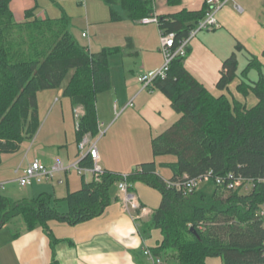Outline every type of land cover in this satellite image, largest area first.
Here are the masks:
<instances>
[{
  "label": "trees",
  "instance_id": "obj_1",
  "mask_svg": "<svg viewBox=\"0 0 264 264\" xmlns=\"http://www.w3.org/2000/svg\"><path fill=\"white\" fill-rule=\"evenodd\" d=\"M177 4L180 0H166ZM112 21L127 18L136 22L153 12L152 0H104ZM11 0H0V163L5 154L18 151L38 131L37 94L63 88L73 109L82 107L83 116L75 126L76 143L84 135L99 133L96 98L111 87L108 59L117 49L104 48L91 53L80 46L69 32L65 15L41 19L35 10L24 12V22L16 23ZM200 11L160 16L166 32L184 39L204 17ZM119 10V12L117 11ZM236 52L221 67L215 96L184 68V58L175 59L164 79L153 87L171 102L179 119L151 140L153 160L137 165L128 184L142 183L161 196L160 206L144 228L160 232L155 257L176 253V264H205L207 258H220L223 264H264V67L251 57L240 72ZM256 72L249 79L250 71ZM253 98V99H252ZM255 98V99H254ZM255 100V101H254ZM249 105V106H248ZM173 161L157 164L155 159ZM82 168L91 169L85 156ZM159 167L168 169L165 181ZM210 175L189 195H183L167 182ZM229 174L250 185V192L228 190L217 185L216 178ZM122 175L102 170L93 180L81 182L80 189L66 195V212L57 210V200L41 193L32 199L10 202L0 196V229L16 217L28 230L42 227L51 237L48 222L75 226L104 213L112 203L111 191ZM54 264V263H51Z\"/></svg>",
  "mask_w": 264,
  "mask_h": 264
},
{
  "label": "crops",
  "instance_id": "obj_2",
  "mask_svg": "<svg viewBox=\"0 0 264 264\" xmlns=\"http://www.w3.org/2000/svg\"><path fill=\"white\" fill-rule=\"evenodd\" d=\"M205 1L180 0L177 4H168L166 0H156L154 10L159 16L168 17L182 11H200ZM10 6L16 21H21L24 12L37 4L34 0H11ZM215 18L218 27L200 32L191 40L183 64L198 83L219 96L221 93L216 92L215 85L222 64L236 52L237 45L243 49L237 52L239 65L254 57L264 67V0H230ZM133 26L124 37L127 49L114 42L101 46L103 42L95 41L93 50L88 27L80 33V36L87 33L89 45L86 40L83 47L91 53L104 48L117 49V53L108 59L111 87L96 98L98 130L105 131L97 143L90 137L96 143L100 168L120 175H127L137 165L152 161L151 140L179 119L163 93L155 87L151 91L141 90L136 80L138 76L160 68L163 57L156 25H141L136 21ZM65 86L37 94L38 131L31 141L20 144L17 152L2 158L0 183H5L6 188L0 191V196L10 202L46 193L58 201L57 210L65 213L66 195L79 190L83 179L90 182L94 178L90 172L79 175L71 171L58 177L63 179L61 184L57 180L33 184L20 193L14 182L34 160L50 166L56 162L71 164L80 158L74 109L63 96ZM163 158L166 157L155 159L156 163L173 161ZM158 173L165 181L171 177V172L165 168L158 169ZM117 185L111 191L113 201L102 216L75 226L50 221L51 237L40 226L28 230L20 217L10 220L0 229V264H151L143 249L152 251L162 237L159 231L144 228V224L160 206L161 196L142 183L130 184V193L140 204V209L130 210L122 203ZM248 188L249 185L243 188L248 191L246 193L251 190ZM159 259L161 264H176L166 257ZM205 264L223 263L220 258H207Z\"/></svg>",
  "mask_w": 264,
  "mask_h": 264
},
{
  "label": "built area",
  "instance_id": "obj_3",
  "mask_svg": "<svg viewBox=\"0 0 264 264\" xmlns=\"http://www.w3.org/2000/svg\"><path fill=\"white\" fill-rule=\"evenodd\" d=\"M230 0H206L205 4L208 6L207 12L204 17L196 24V26L188 33V35L179 41H176V35L172 32H166L160 25V16L155 12L154 7L156 0L153 2V12L139 20L141 25L154 24L156 25L159 33V50L163 57V64L160 68L151 70L137 77V82L140 85L141 90L151 91L155 80L164 79L167 72L170 69L171 63L177 58H185L189 44L193 38L200 32L212 31L218 27V22L215 18L216 13L222 9ZM80 3H85V0H79ZM82 38H85L89 45V37L86 32L81 34ZM130 106L131 103L129 104ZM84 114L82 107H76L73 110L75 126L77 121ZM96 143L91 141L89 135H84L81 141L77 144L78 151L80 152V158L78 161L71 164H63L56 162L50 166H46L38 160L30 162L23 170L21 175L14 181L20 188H26L33 184H44L57 180L59 184L63 182L62 178H58L60 175H66L71 171L77 172L79 175H84L86 172H90L94 175L102 173V169L98 165V153L96 150ZM85 156L89 157L92 161V168L86 169L80 166V161ZM127 176L122 175V180L118 182V191L122 197V203L126 208L130 210L140 209V204L136 198L130 193V184L126 181ZM210 175L206 174L197 178L187 179L182 182H167L168 185L174 187L177 191L183 195H189L197 190L202 184L208 182ZM217 185H225L228 190H236L238 188H244L247 182L240 178L234 177L229 174L226 178H216ZM5 188V183H0V191ZM264 219V206L261 214ZM144 255L149 259L151 264H161L159 258L155 257L149 248L143 249Z\"/></svg>",
  "mask_w": 264,
  "mask_h": 264
},
{
  "label": "rangeland",
  "instance_id": "obj_4",
  "mask_svg": "<svg viewBox=\"0 0 264 264\" xmlns=\"http://www.w3.org/2000/svg\"><path fill=\"white\" fill-rule=\"evenodd\" d=\"M34 1L37 4V10H35L34 14L38 16L40 13H42L41 16H38V18L56 19L62 17V15H65L70 23L69 32L71 35H73L75 41L80 46L87 44L86 39L81 38L80 33L82 30H85L86 27H88L91 36V45H90L91 49L94 50L95 41H98V43L103 42L101 43V46L106 45V42H114L122 47L124 46L125 48L126 47L128 48V43L124 41V37L126 33L130 32L131 28L134 27L133 22L127 18H122L120 21H112L110 10L104 4L103 0H85V3H80L79 0H34ZM11 10L13 13L14 10L13 7L11 8ZM117 11L119 12V10ZM14 20L16 23L24 22V20L16 21L15 18ZM94 33L95 36L93 35ZM93 37L94 39H92ZM245 64L246 63L243 62L241 63V65H239L240 72L245 68ZM248 78L255 79L256 72L253 70L250 71L248 74ZM67 81L68 78L63 82V85H65ZM70 122H71V128L73 129L74 127H73L72 119ZM67 124L69 125L68 122ZM104 131L99 132L98 135L94 139H92V141L97 143L98 139L104 134ZM163 159L171 160V158L169 157ZM163 169L164 168L159 167L160 171H162ZM18 189L20 193L23 191L24 188L19 187ZM248 189L250 190V185ZM246 192L248 191H245L243 188L239 190V193L241 194H244ZM175 255L176 253L170 250L166 252L165 257L166 259L173 260L175 259Z\"/></svg>",
  "mask_w": 264,
  "mask_h": 264
}]
</instances>
